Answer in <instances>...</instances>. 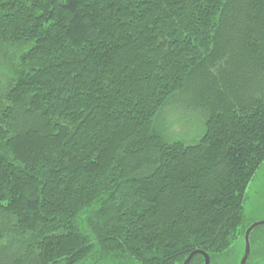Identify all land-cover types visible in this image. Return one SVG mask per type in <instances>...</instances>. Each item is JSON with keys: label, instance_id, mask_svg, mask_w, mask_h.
<instances>
[{"label": "trees", "instance_id": "trees-1", "mask_svg": "<svg viewBox=\"0 0 264 264\" xmlns=\"http://www.w3.org/2000/svg\"><path fill=\"white\" fill-rule=\"evenodd\" d=\"M263 163L264 0H0V264H212Z\"/></svg>", "mask_w": 264, "mask_h": 264}, {"label": "rangeland", "instance_id": "rangeland-1", "mask_svg": "<svg viewBox=\"0 0 264 264\" xmlns=\"http://www.w3.org/2000/svg\"><path fill=\"white\" fill-rule=\"evenodd\" d=\"M182 99L173 100L157 120V126L172 140L188 143L197 142L203 132L202 113L196 108L187 107ZM246 224L264 222V163L250 182L244 206ZM244 236L240 235L236 243L223 255L217 256L212 264H240L244 254ZM119 262V261H118ZM101 264H115L105 261ZM119 264H139L131 259ZM247 264H264V225L256 228L253 236L251 255Z\"/></svg>", "mask_w": 264, "mask_h": 264}, {"label": "water", "instance_id": "water-1", "mask_svg": "<svg viewBox=\"0 0 264 264\" xmlns=\"http://www.w3.org/2000/svg\"><path fill=\"white\" fill-rule=\"evenodd\" d=\"M261 225H264V222H255V223L250 224V226L246 229L245 236H244L245 249H244V254L241 258L240 264L248 263V260L251 255V250H252L251 234L257 227ZM196 254H201L203 256L204 264H211V256L207 252L202 251V250L193 251L187 257V259L181 264H191Z\"/></svg>", "mask_w": 264, "mask_h": 264}]
</instances>
